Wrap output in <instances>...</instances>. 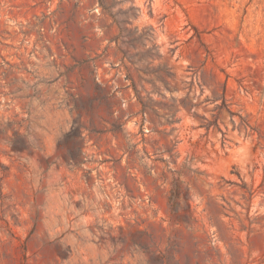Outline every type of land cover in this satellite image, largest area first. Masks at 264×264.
I'll return each instance as SVG.
<instances>
[{
	"label": "rangeland",
	"instance_id": "374dc122",
	"mask_svg": "<svg viewBox=\"0 0 264 264\" xmlns=\"http://www.w3.org/2000/svg\"><path fill=\"white\" fill-rule=\"evenodd\" d=\"M0 264H264V0H0Z\"/></svg>",
	"mask_w": 264,
	"mask_h": 264
}]
</instances>
